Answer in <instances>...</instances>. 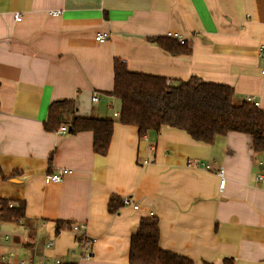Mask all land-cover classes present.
Here are the masks:
<instances>
[{
  "label": "crops",
  "instance_id": "obj_1",
  "mask_svg": "<svg viewBox=\"0 0 264 264\" xmlns=\"http://www.w3.org/2000/svg\"><path fill=\"white\" fill-rule=\"evenodd\" d=\"M168 32L191 53L154 41ZM116 60L173 83L231 86L264 110V0H0V199L26 205L19 222L0 221V264H131L132 236L150 217L160 247L196 264H264V152L240 132L212 144L170 127L141 138L114 114ZM62 100L78 117L115 121L106 155L92 131L45 129ZM62 169L73 173L46 182ZM125 197L139 208L112 213L110 199Z\"/></svg>",
  "mask_w": 264,
  "mask_h": 264
},
{
  "label": "trees",
  "instance_id": "obj_2",
  "mask_svg": "<svg viewBox=\"0 0 264 264\" xmlns=\"http://www.w3.org/2000/svg\"><path fill=\"white\" fill-rule=\"evenodd\" d=\"M154 41L176 55L190 54L192 50L186 41L182 44L175 38H157ZM111 93L121 104L118 121L136 126L141 138L146 137L149 130L159 132L170 127L187 132L196 141L212 144L219 136L240 132L252 138L254 151L264 152V110L247 99L238 102L236 91L231 86L205 82L196 76L173 83L163 77L131 72L124 62L116 60ZM75 112L73 101L53 102L45 129L57 131L61 125L68 123L73 133L92 131L94 152L106 155L115 121L81 118ZM0 175L7 178L1 167ZM121 205L123 201L111 198L109 210L117 213ZM25 208L24 201L13 203L0 199V221L19 222L25 217ZM78 240L91 245V240L84 239V234H78ZM129 262L196 264L185 256L160 247V230L155 217L140 221L139 229L131 239Z\"/></svg>",
  "mask_w": 264,
  "mask_h": 264
},
{
  "label": "built area",
  "instance_id": "obj_3",
  "mask_svg": "<svg viewBox=\"0 0 264 264\" xmlns=\"http://www.w3.org/2000/svg\"><path fill=\"white\" fill-rule=\"evenodd\" d=\"M15 17H16V19L18 21H20L22 19L21 15L19 13H16ZM167 36L170 37V38L178 39L179 42L182 43V44L185 43V40L181 37V35L176 33V32H168ZM108 39H109V35L108 34L99 32L96 35V40L98 42H100V43L106 42ZM95 100H96V98H95ZM247 100L250 101V102L255 103L256 106H259V103L257 101H255L252 97H250V96L247 97ZM114 114H115V116L119 115L118 112H115ZM67 131H68V127L67 126H62L60 128V132L59 133H66ZM147 162L148 161L145 160V163H147ZM210 167L211 166H207V168H210ZM72 173H73V170H71V169H62L58 173L47 174L46 177H45V180H46V182H61V181L64 180L66 175H69V174H72ZM218 173L221 176L220 188L223 189L224 185H225V179L223 178V170L222 169L218 170ZM123 205L132 206V207H134L136 209L139 208L138 204H136L131 197H125L123 199ZM10 206H12L11 203H10ZM71 227H72V230L77 232L78 234H84V239L90 240L89 237L85 233L80 232L82 226L73 225ZM6 239H7V237H6ZM81 245H82L83 252H88L90 244L87 241H84V243L82 242ZM51 246H52V242H50L48 244V247H51ZM89 257L90 256H89V253H88L85 258H89ZM5 260H6V256H0V263H4ZM56 262H57V264H63L62 259H57ZM20 264H25V263L21 262Z\"/></svg>",
  "mask_w": 264,
  "mask_h": 264
}]
</instances>
